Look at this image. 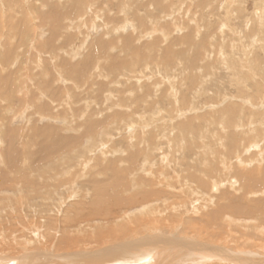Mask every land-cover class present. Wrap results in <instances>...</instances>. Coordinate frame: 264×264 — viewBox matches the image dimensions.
<instances>
[{"label":"rangeland","instance_id":"374dc122","mask_svg":"<svg viewBox=\"0 0 264 264\" xmlns=\"http://www.w3.org/2000/svg\"><path fill=\"white\" fill-rule=\"evenodd\" d=\"M153 232L264 258V0H0V264Z\"/></svg>","mask_w":264,"mask_h":264},{"label":"bare ground","instance_id":"6f19581e","mask_svg":"<svg viewBox=\"0 0 264 264\" xmlns=\"http://www.w3.org/2000/svg\"><path fill=\"white\" fill-rule=\"evenodd\" d=\"M53 139V138H52ZM51 139V141H53ZM49 141V142H51ZM47 142V141H45ZM72 153V152H71ZM18 155V154H17ZM16 155V157H17ZM243 177V176H242ZM156 190V189H155ZM153 191V190H152ZM155 192V191H153ZM156 193V192H155ZM154 193V194H155ZM101 193H98V196H100ZM101 197V196H100ZM98 197V198H100ZM141 198L145 199V198H148V193H146L144 196H142ZM142 200V199H141ZM229 200L230 202L232 203V207H234V211L237 212L240 210V204L237 203L238 200L236 199H233V198H230L229 197ZM103 201V200H102ZM262 202V201H260ZM103 206V205H102ZM97 207V206H95ZM99 209V208H98ZM146 209V208H144ZM242 210V209H241ZM103 212V211H102ZM150 212V211H149ZM96 213V212H95ZM97 213L99 214L100 212L97 211ZM104 213V212H103ZM244 213V212H243ZM101 214V213H100ZM94 215V214H93ZM149 227V226H147ZM151 228V227H150ZM148 229V228H147ZM146 229V230H147ZM152 229V228H151ZM248 229V228H247ZM144 231V229H142ZM150 231V230H149ZM248 231V230H247ZM54 232V231H53ZM182 232V231H181ZM137 233V232H136ZM183 233V232H182ZM116 234V232H115ZM127 234H129L127 232ZM53 235V234H52ZM114 235V234H113ZM148 235V234H146ZM132 236V235H131ZM161 233L158 232V234H155L153 232V234H149L148 236L146 237H141V239H136L134 241H136L137 243H133L134 245L137 244L136 246L137 247H134L132 246V244L130 245H124V252L123 254H121V256H108L106 259L103 258V259H100V260H91L90 261V264H146L148 263L147 261L149 259H152V258H149L151 256L150 253L146 252L147 255H145V250L151 248V249H154L156 250V248L158 249V253H157V256H155L152 260V264H179V262L181 261V264H218L220 263L221 259L223 260H226V263L229 262V263H232V264H239V263H243L247 260L248 258V255L250 254H253L252 252H249L248 250L244 253H240L239 252V249L237 250H227L226 248L225 249H220V248H216V247H207V246H204V245H201L202 248H198L197 252L194 251L193 249H195L193 247V249L191 250H186V249H174L171 247V244L173 243H176V244H179L177 246H180V239L178 240H174L173 238H169V237H166V240L167 241H163L161 239ZM97 237V236H96ZM208 237V236H207ZM131 238V237H130ZM133 238V237H132ZM183 238V237H182ZM203 238V237H202ZM50 239V238H49ZM52 239V238H51ZM50 239V240H51ZM54 239V238H53ZM95 239H99V238H95ZM110 239H113V238H110ZM117 239V238H116ZM160 239L163 241H160ZM193 240V239H192ZM190 240V241H192ZM201 240V239H200ZM68 240H65V239H62V238H58V241H57V244H56V247L57 249H62V248H67V246L69 245V242L67 243ZM96 241V240H95ZM128 241V240H127ZM130 241H132V239H130ZM143 241V242H142ZM52 242V241H51ZM120 242V241H119ZM183 242V241H182ZM189 242V241H188ZM199 241H197L198 243ZM201 242V241H200ZM253 241H247L246 243H243V244H247V245H250V246H255L253 243ZM90 243V242H89ZM202 243V242H201ZM206 243V242H205ZM144 244V246H147L149 248H141L140 246ZM174 244V245H176ZM207 244H210V243H206L205 245ZM263 244V243H262ZM261 244V245H262ZM24 245V244H23ZM30 245V244H29ZM119 245V244H118ZM211 245V244H210ZM214 245V244H213ZM11 246V245H10ZM9 246V247H10ZM141 248V250H139L138 248L139 247ZM176 246V247H177ZM209 246V245H208ZM14 247V246H13ZM73 246H70L68 248H72ZM120 247V245H119ZM131 247V249L134 247L135 249V252H132V250H129V248ZM175 247V246H174ZM175 247V248H176ZM185 247V245H184ZM188 247H191L188 245ZM196 247V245H195ZM220 247V245H219ZM257 247V246H255ZM264 248V246H261V248ZM76 248V247H75ZM166 248V249H165ZM9 249V248H8ZM16 250V248H14ZM190 249V248H189ZM11 250V249H10ZM212 250V251H210ZM214 250V251H213ZM12 251V250H11ZM20 251V250H19ZM109 251V250H108ZM165 251V252H164ZM199 251V252H198ZM17 252V251H16ZM41 252V251H40ZM81 252V251H80ZM79 252V253H80ZM114 252V251H113ZM126 252H128V255L126 254ZM66 253V252H64ZM82 253V252H81ZM125 253V254H124ZM16 254V253H15ZM32 254V253H30ZM37 254V253H36ZM62 254V253H61ZM85 254V253H84ZM83 254V255H84ZM110 255V253H108ZM34 255V254H32ZM32 255H26L25 257H22V259L20 258H15L16 259V262L14 259H11V260H8L7 264H14V263H17V264H30L33 256ZM98 255V254H97ZM96 255V256H97ZM154 255V254H153ZM203 255V256H202ZM258 255V254H257ZM262 255V253H261ZM60 256V255H59ZM58 256V257H59ZM63 258H65L67 255H62ZM99 256V255H98ZM202 256V257H201ZM251 256V255H250ZM4 257V256H3ZM54 257V256H53ZM100 257V256H99ZM97 257V258H99ZM205 257H208V259H206ZM38 258V257H37ZM49 258V257H48ZM62 258V257H60ZM74 258V257H73ZM102 258V257H101ZM177 258V259H176ZM210 258V259H209ZM255 258V257H254ZM6 259V258H5ZM51 259V258H50ZM90 259V258H89ZM211 259L214 260L215 262H211ZM258 261L261 262V264H264V258L263 257H258L257 258ZM67 260V259H66ZM144 260H147L146 262ZM50 261H53V260H50ZM84 261V260H83ZM88 261V260H87ZM143 261V262H142ZM250 261V259H249ZM247 264H252V262H249ZM62 262V261H61ZM77 261H74L72 264H77L76 263ZM210 262V263H209ZM256 262V261H254ZM6 263V262H5ZM32 263V262H31ZM50 263V262H49ZM55 263V261H54ZM87 262L84 261L83 264H86ZM4 264V263H3ZM41 264V263H40ZM52 264V263H51ZM56 264V263H55ZM148 264H151V263H148ZM253 264H256V263H253ZM258 264V263H257Z\"/></svg>","mask_w":264,"mask_h":264}]
</instances>
